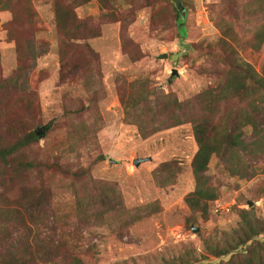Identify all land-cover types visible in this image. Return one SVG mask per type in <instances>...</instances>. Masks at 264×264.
Returning <instances> with one entry per match:
<instances>
[{
	"label": "rangeland",
	"instance_id": "1",
	"mask_svg": "<svg viewBox=\"0 0 264 264\" xmlns=\"http://www.w3.org/2000/svg\"><path fill=\"white\" fill-rule=\"evenodd\" d=\"M22 1L32 8L31 18L19 9L15 20L11 9L0 6V80L18 79L16 89L0 90V142H14L9 132L16 126L45 135L27 150L41 170L23 176L20 184L0 180V193L9 194L11 209L26 216L24 227L10 226L12 245L52 249L55 264H72L75 258L76 264H174L187 248L198 257L196 264L227 261L230 255L218 257L214 244H222L223 232L239 226V210L253 209L255 218L264 219V155L244 156L235 174L228 170L233 162L229 147L212 157L207 173L218 196L209 202L205 216L185 200L195 187L191 163L198 146L193 124L143 136L127 120L122 97L146 80L151 88L181 101L218 83L227 68L218 48L223 32L217 22L222 21L233 26L237 41L232 44L240 57L261 71L264 0H78L77 16L97 34L73 42L74 53L66 51L64 58L55 0ZM112 10L116 16L104 18ZM258 36L262 41L257 43ZM161 53L168 57L158 58ZM226 105L222 114L237 102ZM245 130L252 141V129ZM137 158L145 160L136 165ZM164 162L180 167L175 180L161 170ZM82 169L116 187L121 216L126 215L123 211L130 215L143 211L141 206H156L128 228L119 216L113 219L115 228L111 221L84 224L74 212L71 187ZM84 182L90 187L94 183ZM39 187L47 190L50 201L31 210L39 217L34 224L25 207L36 200L32 189ZM22 196L19 202L16 197ZM5 202L0 197V205ZM3 251L0 246V257Z\"/></svg>",
	"mask_w": 264,
	"mask_h": 264
},
{
	"label": "trees",
	"instance_id": "2",
	"mask_svg": "<svg viewBox=\"0 0 264 264\" xmlns=\"http://www.w3.org/2000/svg\"><path fill=\"white\" fill-rule=\"evenodd\" d=\"M0 6L2 9H11L15 20L18 19L19 9H24L25 17L31 18L35 15L27 1L24 3L22 0H4L0 1ZM78 6H80L79 2L77 5L74 1L65 4L62 0H55L53 5L57 32L61 36L59 47L62 58L65 57L66 51L74 53L77 42L97 34L90 23L79 19L75 11ZM176 9L177 19L181 22L183 11L180 7ZM114 15L116 16V12L112 10L104 18L109 20L115 17ZM217 25L223 32L218 41V48L227 64L224 76L219 77L218 83L196 94L194 99L181 101L171 93L163 94L151 88L150 81L146 80L142 81L135 91L136 87L132 85L133 93L122 97L127 120L137 124L143 136L188 121L193 124L198 146L191 163L195 187L186 195L185 200L194 211H201L205 216H207L209 202L217 199L218 196L207 173L212 157L221 155L224 147H229V157L233 162L228 170L234 171L235 174L239 172L238 168L244 156L264 155V65L261 71H258L250 62L240 57L232 44V41H237L235 38L237 36L230 22H217ZM259 39L258 36L257 43ZM19 50L21 56H24V50L22 48ZM12 87L14 89L18 87L17 78L0 80V90L9 91ZM231 101L237 102V105L222 114L224 105ZM247 126L252 129L250 135L252 141L246 138L245 127ZM9 134L16 138L14 142H0V168H2L0 180H4V185L20 184L23 176L35 173L37 169L41 170V163H37L27 152L41 138L37 131L16 126L10 130ZM160 168L164 172H171L167 175L169 180H175L180 171V167L171 162L162 163ZM75 177L71 185L75 193L73 209L77 218L84 224L91 220L111 221L109 226L115 228L113 219L119 216L122 226L128 228L148 216L151 212H147L148 208L156 206L155 204L141 206L139 208L143 211L130 215L123 211L122 213L126 214L122 215L123 218L119 214L122 205L115 186L94 180L84 169L76 172ZM84 181L94 183L90 187ZM24 190L26 191L27 188L25 187ZM32 190L36 200L26 204L25 209L29 212L30 222L38 224L39 217L32 213V209H38L44 202L46 206L50 200L46 189L39 187ZM0 197L9 202L0 205V246L4 250V256L0 257V264H39L41 262L55 264L52 260L56 255L52 249L50 251L40 245L38 250L34 251L26 245L23 247L12 245L9 236L10 226L24 227L26 216L18 208L11 209L12 203L9 201L8 193H0ZM23 198L25 197H16L19 202H23ZM239 213L241 215L239 226L223 232L222 244L220 241L214 244L218 257L230 255L227 261L222 259L217 264H264V219L255 218L253 209H240ZM74 260L72 264H76L77 258ZM198 261L193 250L187 248L182 256L173 260V263L196 264Z\"/></svg>",
	"mask_w": 264,
	"mask_h": 264
},
{
	"label": "water",
	"instance_id": "3",
	"mask_svg": "<svg viewBox=\"0 0 264 264\" xmlns=\"http://www.w3.org/2000/svg\"><path fill=\"white\" fill-rule=\"evenodd\" d=\"M177 5H178V7L181 6L180 3H178ZM180 9H181V11H183V8H182V7H180ZM157 57H158V58H167V57H168V54H167V53H161V54H159ZM173 72L176 73L177 70L174 69ZM46 128H47V127H46ZM37 134H38L40 137H43V136L45 135V131H43V130H38V131H37ZM144 160H145V158H137V159H135L134 163H135L136 165H138L140 162H142V161H144ZM250 204H253V202H250ZM192 229H193V231H198V230H199L198 227H194V226H192Z\"/></svg>",
	"mask_w": 264,
	"mask_h": 264
}]
</instances>
